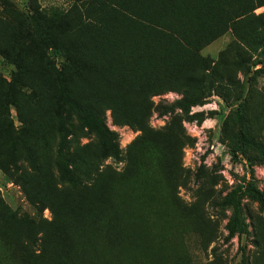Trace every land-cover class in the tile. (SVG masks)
I'll return each instance as SVG.
<instances>
[{"label":"rangeland","instance_id":"rangeland-1","mask_svg":"<svg viewBox=\"0 0 264 264\" xmlns=\"http://www.w3.org/2000/svg\"><path fill=\"white\" fill-rule=\"evenodd\" d=\"M81 5L0 0V264H264V210L241 196L246 233L229 237L225 204L264 193V0H195L183 32L215 38L201 49L116 16L94 35ZM34 13L86 25L61 43L112 46L111 88L88 78L71 97L117 136L119 161L63 107Z\"/></svg>","mask_w":264,"mask_h":264},{"label":"trees","instance_id":"trees-1","mask_svg":"<svg viewBox=\"0 0 264 264\" xmlns=\"http://www.w3.org/2000/svg\"><path fill=\"white\" fill-rule=\"evenodd\" d=\"M80 2L85 17L91 22L89 27L95 30L93 31L94 35L96 31H113L112 17L116 16L126 19L135 28L144 31L166 32L180 44L189 47L205 48L215 39L212 38L210 42L198 45L195 39L189 38L183 32L186 24L197 16L195 0H80ZM29 25L31 37L44 45L46 51L50 52L55 59L61 60L58 66L53 69V86L63 107L66 108V112L74 116L89 132L96 134L102 142L104 151L114 160L119 161L120 151L117 136L106 128L104 119L95 114L90 106H84L71 97V88L74 82H82L88 78H98L105 87L111 88L109 79L115 74V56L111 55L114 54L112 46L97 42L96 36L88 34L85 35L91 39V42L85 41L79 45L74 40L59 42L54 37L57 33L71 35L75 31L83 32L86 25L82 23L71 25L65 16L58 14L47 18L39 13H34ZM168 66V69L172 71L171 74L177 71V65L170 63ZM181 69H183L182 66ZM14 86L15 83L10 85L8 102L10 105L13 104L10 96L15 93ZM195 104L196 100L189 102V105ZM176 107L186 109L188 104L178 102ZM58 131L61 146H63L65 130L61 122ZM237 138H240V132H238ZM9 157H13L12 147H10ZM241 196L250 198L264 210V193L253 186L247 185L245 188L232 191L225 198V204L232 209V218L226 226L229 237L246 233L240 212ZM28 235L32 238L30 226Z\"/></svg>","mask_w":264,"mask_h":264}]
</instances>
